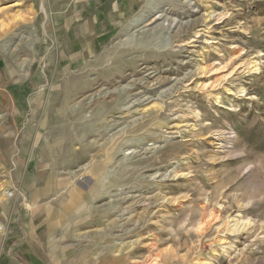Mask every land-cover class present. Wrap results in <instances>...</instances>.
<instances>
[{
    "label": "rangeland",
    "instance_id": "374dc122",
    "mask_svg": "<svg viewBox=\"0 0 264 264\" xmlns=\"http://www.w3.org/2000/svg\"><path fill=\"white\" fill-rule=\"evenodd\" d=\"M0 264H264V0H0Z\"/></svg>",
    "mask_w": 264,
    "mask_h": 264
},
{
    "label": "bare ground",
    "instance_id": "6f19581e",
    "mask_svg": "<svg viewBox=\"0 0 264 264\" xmlns=\"http://www.w3.org/2000/svg\"><path fill=\"white\" fill-rule=\"evenodd\" d=\"M75 5H77V3L75 4ZM216 17V16H215ZM220 18V17H219ZM211 19H214L212 16H210L209 17V20H207V21H211ZM150 20V19H149ZM208 28V27H207ZM207 30V29H206ZM100 37V36H99ZM98 37V38H99ZM137 39V38H136ZM97 40V39H96ZM104 43V42H103ZM102 44V43H101ZM74 46V45H73ZM98 46V45H97ZM137 48V47H136ZM122 49V48H121ZM134 50V49H133ZM139 50V49H138ZM143 50V49H142ZM85 51V50H84ZM83 52V51H82ZM130 52H132V51H130ZM84 59V58H83ZM81 60V59H80ZM74 63V62H73ZM136 64V63H135ZM107 65V64H106ZM134 65V64H133ZM135 66V65H134ZM145 68V67H144ZM146 69V68H145ZM89 70H91V69H89ZM96 70V69H95ZM209 71H211V67H208V69H207V72H209ZM214 71H216V70H214ZM213 71V72H214ZM233 72V71H232ZM231 72V73H232ZM110 73V72H109ZM147 73V72H146ZM154 73V72H153ZM88 74V73H87ZM145 76V79L146 78H149V74H145L144 75ZM89 79V78H88ZM90 80V79H89ZM93 82V81H92ZM134 83V82H133ZM140 83V82H139ZM144 85H146V88L149 86V82H144L143 83ZM142 84V85H143ZM152 85V84H151ZM159 85H161V82H156V83H154L149 89H154V90H156V88H157V86H159ZM128 87V86H127ZM206 86H204V87H202V88H205ZM133 88H134V85H133ZM137 88V87H136ZM201 88V87H200ZM132 90V88H126V86H125V88H122V90H120V91H118V97H119V95H123V94H128V93H130V91ZM68 93V92H67ZM71 96V95H70ZM72 98V97H71ZM119 99V98H118ZM143 103V102H142ZM68 106V105H67ZM66 120V119H65ZM58 129H59V127H58ZM101 134V133H100ZM74 155V154H73ZM3 164V163H2ZM3 168V167H2ZM5 170V169H4ZM7 171H9V170H7ZM55 217H56V215H55ZM54 218V217H53ZM56 218H54L53 220H54V222H50V226H54L55 227V229L58 227V224L59 225H63L64 223V221H63V219L62 218H59V221L58 222H56V220H55ZM52 220V221H53ZM73 223V222H72ZM52 229V228H51ZM59 231V230H58ZM124 233H127V231L125 232L124 231ZM86 237V236H85ZM152 248V247H151ZM148 257V256H147ZM156 261V260H155ZM157 262V261H156ZM133 263V262H132ZM141 263V262H140Z\"/></svg>",
    "mask_w": 264,
    "mask_h": 264
}]
</instances>
